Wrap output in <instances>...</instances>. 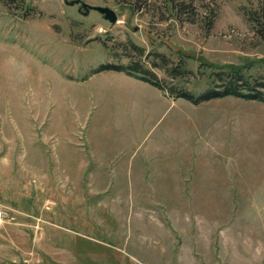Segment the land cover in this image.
<instances>
[{
	"label": "rangeland",
	"instance_id": "1",
	"mask_svg": "<svg viewBox=\"0 0 264 264\" xmlns=\"http://www.w3.org/2000/svg\"><path fill=\"white\" fill-rule=\"evenodd\" d=\"M84 1L0 0V264H264V102L96 71L264 78V0Z\"/></svg>",
	"mask_w": 264,
	"mask_h": 264
},
{
	"label": "trees",
	"instance_id": "2",
	"mask_svg": "<svg viewBox=\"0 0 264 264\" xmlns=\"http://www.w3.org/2000/svg\"><path fill=\"white\" fill-rule=\"evenodd\" d=\"M171 6L174 8V0H169ZM178 11L189 10L187 3H176ZM257 21L258 18H253ZM156 65V64H155ZM213 68L215 77H210V86L207 90L203 91L199 95H196L192 91L182 90L179 93L174 94V85L166 87L158 78L155 71L151 69H144L138 61H133L131 64H103L96 71L100 72L106 69H113L117 71L126 72L128 75L135 76L142 80L148 81L171 97H183L195 104L208 101L214 98H223L225 96L233 95L248 100H258L264 102V78L252 77L248 75L244 68L235 65H222L211 66ZM172 77L182 76V71L179 67H175L170 71ZM175 98V97H174Z\"/></svg>",
	"mask_w": 264,
	"mask_h": 264
},
{
	"label": "water",
	"instance_id": "3",
	"mask_svg": "<svg viewBox=\"0 0 264 264\" xmlns=\"http://www.w3.org/2000/svg\"><path fill=\"white\" fill-rule=\"evenodd\" d=\"M65 2L70 5L79 4L80 5L79 11L82 12L84 15H88L91 10H97L103 15L105 19L109 20L112 24L118 22V14L110 6L92 5L85 2L84 0H65Z\"/></svg>",
	"mask_w": 264,
	"mask_h": 264
},
{
	"label": "built area",
	"instance_id": "4",
	"mask_svg": "<svg viewBox=\"0 0 264 264\" xmlns=\"http://www.w3.org/2000/svg\"><path fill=\"white\" fill-rule=\"evenodd\" d=\"M4 214V210H0V217Z\"/></svg>",
	"mask_w": 264,
	"mask_h": 264
}]
</instances>
